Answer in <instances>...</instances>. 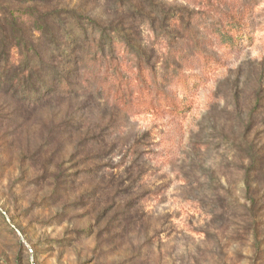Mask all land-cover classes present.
<instances>
[{
  "label": "rangeland",
  "instance_id": "rangeland-1",
  "mask_svg": "<svg viewBox=\"0 0 264 264\" xmlns=\"http://www.w3.org/2000/svg\"><path fill=\"white\" fill-rule=\"evenodd\" d=\"M3 53L0 264H264V0H0ZM139 64L163 92L194 75L189 109L98 91Z\"/></svg>",
  "mask_w": 264,
  "mask_h": 264
},
{
  "label": "trees",
  "instance_id": "trees-1",
  "mask_svg": "<svg viewBox=\"0 0 264 264\" xmlns=\"http://www.w3.org/2000/svg\"><path fill=\"white\" fill-rule=\"evenodd\" d=\"M226 19H228V21L226 24L221 23L222 25L215 38L226 48L236 47L243 36L244 22L242 17H234L233 15H226ZM103 36L104 35H102V37ZM120 43V40L117 39L116 36L111 37L107 41V44H109L108 49L119 51V49L115 48H119ZM82 45L84 46L86 44L83 43ZM90 45V54H96L98 50H105L102 38L101 41L91 42ZM124 52H126V49ZM3 55V58L0 60L3 69L8 72L12 71L14 60L11 54L7 56L3 53ZM196 59L197 60H195L194 63L200 66L206 68L211 66L212 62L207 60L204 56L197 57ZM86 65L93 70L97 65H100V61L95 58L88 59ZM30 69L31 68L25 66V68L22 67L19 71L20 76L14 74L9 76L14 80L13 86L16 88V91L21 89L31 76ZM194 79H196L194 75H186L180 71L175 72L173 76L175 84L174 89L163 92L158 88L154 78L151 80L150 76L146 74V71L142 69L141 64H139V67H137V71L133 76L123 77L122 75H119L111 77L106 84L99 83L97 89L107 101L126 114L156 112L160 114L165 113L173 117H180L189 109V103L186 102V96H189L193 89L190 84ZM35 97L36 95L34 94V98Z\"/></svg>",
  "mask_w": 264,
  "mask_h": 264
}]
</instances>
